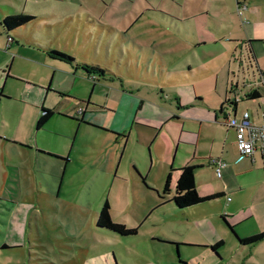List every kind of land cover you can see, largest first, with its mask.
I'll return each mask as SVG.
<instances>
[{"label": "rangeland", "instance_id": "rangeland-1", "mask_svg": "<svg viewBox=\"0 0 264 264\" xmlns=\"http://www.w3.org/2000/svg\"><path fill=\"white\" fill-rule=\"evenodd\" d=\"M139 2L33 0L28 3L32 10L49 4L73 13V25H66L70 35L58 24V17L41 18L40 11H29L21 22L22 33L9 32L13 40L11 36L4 41L9 53L4 68L11 66L24 77L6 78V71L3 75L0 71V87L11 97L1 106L8 114L3 130L11 141L2 140L0 148L1 154L13 159L12 166H0V264H264V239L253 244L238 240L250 231L254 218L237 223L227 213L229 207H221L223 196H219V213L213 214L215 198L178 207L171 200L174 181L169 191L163 190L172 158L181 152L170 135L149 147L125 146L123 137H109L110 132L104 134L108 139L93 143L98 125L85 131V125L78 128L68 116L57 114L38 127L44 83L53 80L64 89L57 71H93L102 81L122 87L121 71L126 70L118 63L125 32L117 22L121 13L133 11ZM48 25L55 36L46 29ZM118 71L121 75L115 76ZM237 78L241 79L239 92L253 80L260 81L252 71L241 72ZM24 99L30 104L22 110L20 100ZM13 135L25 142L12 144ZM36 136L53 151L72 149L71 156L46 155L36 152L34 145L30 149L19 145L29 146L26 142ZM80 149L92 155H81ZM134 167L142 169L140 177L133 175ZM105 199L112 220L136 227L135 233L121 234L96 224ZM240 201L250 202L249 195ZM263 204L247 205L238 214L257 216ZM218 240L222 243L213 248Z\"/></svg>", "mask_w": 264, "mask_h": 264}, {"label": "crops", "instance_id": "crops-1", "mask_svg": "<svg viewBox=\"0 0 264 264\" xmlns=\"http://www.w3.org/2000/svg\"><path fill=\"white\" fill-rule=\"evenodd\" d=\"M31 1L0 0V71L2 75L6 71V78L24 77L13 72L11 66L4 68L9 58L5 47L8 43L4 41L11 38L9 32L22 33L21 22L26 12L40 11L41 18L58 17V24L70 35L66 25H73V13L49 4L32 10L28 7ZM237 5L245 6L241 14L236 10ZM29 22L25 20L26 24ZM50 25L46 29L55 36ZM117 25L125 32L118 63L121 70H126L121 71L122 87L102 81L93 71H57L56 78L64 89L53 80L44 83L38 127L57 114L68 116L78 128L85 125V131L98 125L99 131L91 138L93 143L110 132L109 137L113 134L123 137L125 146L133 143L149 147L158 138L170 135L176 150L181 147V152L174 154L167 171V174L171 171L169 187L174 181L175 189L178 179L191 177L200 194L221 192V207H229L227 213L237 223L254 218L250 231L241 236L264 230V204L257 216L251 212L238 214L247 205L264 202V153L241 155L235 141V127L225 123L227 116L240 119L244 111L254 123L264 116V0H140L133 11L121 13ZM133 28L135 31L131 32ZM244 71L258 74L260 81L245 85L240 91L242 98L238 89L241 79L237 77ZM67 79L72 83L66 85ZM3 91L4 86L0 87V124L3 125L0 143L11 141L3 130L8 114L1 111L2 101L11 97ZM28 95L24 93L25 98ZM26 100H20L22 110L30 104ZM98 112L103 115H97ZM20 120L18 116V123ZM12 137L15 140L12 144L24 141L16 135ZM26 143L29 146L19 145L29 149L34 145L36 152L56 157L69 158L72 152V149L53 151L50 146L43 147L37 136ZM74 143L73 140V146ZM79 152L92 155L85 149ZM0 156V166H12V156L1 154V148ZM216 157L226 162L221 176H217L211 162ZM140 171V167H134L133 175L140 177ZM246 195L250 202L240 203ZM215 199L212 211L218 214L219 196Z\"/></svg>", "mask_w": 264, "mask_h": 264}, {"label": "trees", "instance_id": "trees-1", "mask_svg": "<svg viewBox=\"0 0 264 264\" xmlns=\"http://www.w3.org/2000/svg\"><path fill=\"white\" fill-rule=\"evenodd\" d=\"M172 169V168H171ZM171 179V171L168 172L165 183L163 186V190L169 191V183ZM221 192H214L207 195H202L198 192L193 179L190 177L189 179H178L175 184L174 193L171 197V200L178 206V207H185L189 205H193L199 202H203L205 200H209L220 196ZM96 224L101 227H106L111 230L117 231L121 234H128V233H135L136 227H127L125 224L116 222L112 220L110 215V204L108 199H105L100 207L98 212ZM264 239V230L244 236L238 237L240 243L243 244H251L257 242L259 240ZM222 243V240H218L212 244V247L215 248Z\"/></svg>", "mask_w": 264, "mask_h": 264}, {"label": "built area", "instance_id": "built-area-1", "mask_svg": "<svg viewBox=\"0 0 264 264\" xmlns=\"http://www.w3.org/2000/svg\"><path fill=\"white\" fill-rule=\"evenodd\" d=\"M242 7H245L244 5ZM242 7H236V10L241 14ZM225 123L228 126L235 127V141L240 154H252L254 151L264 153V116L260 122L254 123L249 121L248 112L244 111L240 119L235 116H227ZM212 164L215 168L217 176H221V169L226 162L219 157L212 159ZM230 197H227L229 200Z\"/></svg>", "mask_w": 264, "mask_h": 264}]
</instances>
